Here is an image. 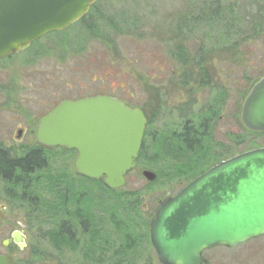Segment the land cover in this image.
I'll return each instance as SVG.
<instances>
[{"label":"rangeland","instance_id":"obj_1","mask_svg":"<svg viewBox=\"0 0 264 264\" xmlns=\"http://www.w3.org/2000/svg\"><path fill=\"white\" fill-rule=\"evenodd\" d=\"M203 1L100 0L97 9L94 5L90 10L94 15L99 11V17L89 12L84 21L96 20L98 26L103 12L112 16L114 26L105 38L87 36L84 26L76 25L67 34H47L1 60L0 145L23 154L35 144L30 121L66 99L107 94L140 107L149 119L147 142L154 143L158 160L154 167L140 165L130 172L125 189L141 192L138 216L149 222L158 202L189 182L190 177L181 176L192 163L178 140L188 115L204 112L212 103L220 107L210 126V150L200 161L201 171L224 146L231 147L237 133L240 151L264 144V136L246 134L242 121L244 101L264 75V0H221L220 8L227 12L218 23L207 21L211 12ZM180 44L186 63L172 55ZM21 128L25 130L19 137ZM49 163L35 175L39 183L47 184L45 177L52 173L64 187L69 182L65 174H77L74 155L54 150ZM144 170L161 174L160 179L149 181ZM4 187L8 185L0 181V191ZM14 188V205L7 208L10 226L0 230V249L14 253L15 264H33L35 259L34 264H162L140 227L128 228V236L139 237H134L136 246L127 245L115 221L126 219L125 213L111 210L112 201L105 199L97 207L93 204L100 238L92 231L76 247L54 250L46 235L60 225L53 205L34 211ZM42 188L45 198L54 201L56 192L48 185ZM1 199L7 200L4 193ZM13 229L24 232V250L2 246ZM34 250L38 255H32ZM204 255L212 264H264V235L236 248L218 246Z\"/></svg>","mask_w":264,"mask_h":264},{"label":"water","instance_id":"obj_2","mask_svg":"<svg viewBox=\"0 0 264 264\" xmlns=\"http://www.w3.org/2000/svg\"><path fill=\"white\" fill-rule=\"evenodd\" d=\"M98 1L0 0V60L68 29ZM242 121L250 130L264 132V77L246 98ZM147 124L141 108L96 95L60 102L38 123L36 139L49 148L76 150L78 175L118 190L137 166ZM143 175L151 182L158 176L151 170ZM19 234L13 235L16 242ZM263 235L264 148L224 161L176 196L168 194L150 221V239L162 264H212L206 250L236 248ZM0 264L13 260L0 254Z\"/></svg>","mask_w":264,"mask_h":264},{"label":"trees","instance_id":"obj_3","mask_svg":"<svg viewBox=\"0 0 264 264\" xmlns=\"http://www.w3.org/2000/svg\"><path fill=\"white\" fill-rule=\"evenodd\" d=\"M220 2L221 0L203 1V4L208 6V10L211 12L209 13L211 14V18H208L207 21L211 20L218 23L220 16H226L225 12L227 11H224L220 8ZM98 4L99 3H97V5ZM97 5H95L94 8L97 9ZM90 13L93 15V17H99L100 12L98 11L95 15L94 12L92 13V11ZM85 18L67 30L57 33L67 34L69 30L72 29V27L82 24L84 29H86L84 32L85 35L105 38L106 30L110 29L111 27L113 28L114 26L113 17L108 16V14L104 12L100 15V20H102L100 21L102 22L99 24L100 26H97L96 20L92 23H88L87 20L84 21ZM198 20H200V18ZM177 47V51L172 53V55L179 61L186 63L188 58L185 54L184 45L180 44ZM263 77L264 75L261 78ZM219 111L220 107L218 104L216 106V103H212L211 107L206 109L204 112L201 110V112L197 114H191L189 116L191 123H187L190 124V128H187V131L185 128H183L181 133L178 134L179 136L176 135L178 136L180 145H182V148H184L183 150L189 153L188 156L190 157L189 159L192 163L190 169L181 176L187 178L190 177L188 181L199 174L201 172V168L204 166L202 164L203 162L200 161L208 155L207 153L210 150V140L208 138L209 131L211 130L210 126L218 116ZM149 130L150 129L148 128L142 144L140 156L138 158V166L142 165L154 167V165L156 166L155 163L158 160L159 153L154 149V143L149 144L147 142ZM248 133L255 136L264 134L262 132ZM178 148L179 147L177 146V150H179ZM57 150H60L64 154L68 153L71 156L74 155V151L71 150L62 148ZM8 152L9 150H5L4 148L0 151V171L9 176L12 175L15 186L21 195V200H23L24 203L37 212L44 208V206L51 207L53 205L54 207L53 216L57 222H60V225H56L53 230L47 232L46 234L54 250L59 251L64 247H76L82 242L83 239H85V237H88L86 235H89L88 233L92 231L94 237L98 235L100 238V233L96 230V222L98 221V218L97 214L94 213L93 207L94 205L96 206L98 204L99 200L103 199H105V201H112L114 207H112L111 210H116V208H118L125 213L126 219L120 221L118 219V221H115L116 228L118 229L119 233H125V238H127L126 240L128 243L127 245L131 246L132 244V246H136L138 242L134 240V237H139V233L137 235L128 236V228L130 229L140 227V234L145 232V235L144 233L143 235L145 238L147 237L150 240V221H140L138 216L141 210V192L126 190L125 187L118 190H113L107 187L103 181L91 180L78 174H75V176L71 178L65 174L64 180L69 179V182L67 183L65 180L66 185L64 187L60 182V178L52 173H49L47 177H45L47 181H52V184H48L49 182H47V184H45V182L39 183L40 178H36L35 175L49 167L51 150L44 151L41 150V148H32L21 155H10ZM160 175H158L157 180L160 179ZM42 185H48V189L51 192H56L54 193L56 194L54 201H49L45 198V189L42 188ZM142 223L144 225H142ZM87 241H89V239ZM32 255H38L37 251H32ZM35 260H32L33 264Z\"/></svg>","mask_w":264,"mask_h":264},{"label":"flooded vegetation","instance_id":"obj_4","mask_svg":"<svg viewBox=\"0 0 264 264\" xmlns=\"http://www.w3.org/2000/svg\"><path fill=\"white\" fill-rule=\"evenodd\" d=\"M96 95H101V94H96ZM96 95H94V96H96ZM124 101V100H123ZM125 103H127V102H125ZM58 104V103H57ZM56 104V105H57ZM128 105H130L129 103H127ZM55 105V106H56ZM55 106H53L52 108H50L49 110H47V112H45L44 114H42V115H40L38 118H36L35 120H31L30 122H32V123H34L33 125H34V129H31V133H36V129H37V125H38V123L40 122V120L45 116V115H47ZM130 106H132V105H130ZM134 107H138V106H134ZM144 111V110H143ZM145 113V112H144ZM146 115V114H145ZM189 116L190 115H188V117H187V121L185 122V124H184V127L183 128H185L186 129V131H187V128L189 129L190 128V124H187V123H191L190 122V120H189ZM147 117V116H146ZM147 119H148V117H147ZM149 119H148V124H147V128H146V131H147V129H148V127H149ZM246 127V126H245ZM24 130H25V128H21L19 131H18V135H19V137H21L22 135H23V133H24ZM248 132H256V131H253V130H250L249 128H247L246 127V134L247 135H249V136H251L252 137V135L253 134H250V133H248ZM262 133H264V132H262ZM145 135H146V132H145ZM145 135H144V138H145ZM248 136V137H249ZM260 137H262V136H264V134L263 135H259ZM239 137V133H237L236 134V137H235V139H234V141H233V143H232V145H231V147H226V146H224L222 149V151H221V153H219V155H218V157H216V158H214L213 160L211 159V162L207 165V167H205L199 174H197L194 178H192L185 186H183L177 193H175V194H173V193H167V194H170L171 196H176L177 194H179L184 188H186L191 182H193L195 179H197L199 176H201V175H203L204 173H206V172H208L209 170H211L212 168H214L215 166H217V165H219V164H221L222 162H224V161H227V160H229V159H231V158H233V157H236V156H239V155H241V154H243V153H245V152H248V151H251V150H255V149H260V148H264V144H261V145H258V146H255V147H248V148H245V149H243V150H239V147H240V145H239V143H238V138ZM254 137V136H253ZM144 141V140H143ZM248 142H249V140H248ZM7 149V150H9V154L10 155H12V154H14V155H21V154H16L15 153V150L14 149H12L11 147H9V146H3V145H0V151L2 150V149ZM32 148H41V150H51V151H54V150H57V149H59V148H62V147H46V146H44V145H42V144H39L38 142H37V139H36V135H35V144L33 145V146H31V147H29L28 149H27V151H29L30 149H32ZM63 149V148H62ZM27 151H25L24 153H26ZM71 151H74V159H75V157L77 156V151L76 150H71ZM14 179H13V177H12V175H6V174H4L3 172H1L0 171V181L2 182V183H4V185L6 186V184L8 185V187H4L5 189L4 190H2V191H0V193L1 194H3L4 193V195L7 197V200H0V230H1V228L2 227H4V226H10V224H9V216H8V214H7V208L9 207V206H11L12 207V205H14V202H13V199H14V192H15V183H14V181H13ZM0 194V195H1ZM11 211V210H10ZM16 232H19L20 234H19V238H20V242H16L15 241V239H14V234L16 233ZM23 242H25V247L24 248H21V243H23ZM2 246L3 247H6V248H10V247H13V248H18V249H20V250H24L25 248H26V246H27V242H26V237H25V234H24V232L22 231V230H19V229H13L12 231H11V233H10V236L9 237H7L6 239H4V241L2 242ZM0 254L1 255H4V256H8V257H11L12 258V260H13V264H15V259H14V253H12V252H3V251H1V249H0Z\"/></svg>","mask_w":264,"mask_h":264}]
</instances>
